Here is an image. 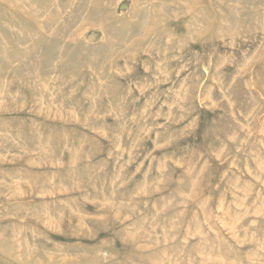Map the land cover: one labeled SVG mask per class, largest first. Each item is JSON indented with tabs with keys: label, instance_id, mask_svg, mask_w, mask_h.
Returning <instances> with one entry per match:
<instances>
[{
	"label": "rangeland",
	"instance_id": "1",
	"mask_svg": "<svg viewBox=\"0 0 264 264\" xmlns=\"http://www.w3.org/2000/svg\"><path fill=\"white\" fill-rule=\"evenodd\" d=\"M0 264H264V0H0Z\"/></svg>",
	"mask_w": 264,
	"mask_h": 264
}]
</instances>
